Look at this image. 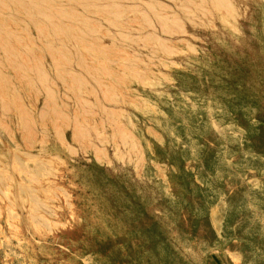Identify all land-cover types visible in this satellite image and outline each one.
I'll return each mask as SVG.
<instances>
[{
  "label": "rangeland",
  "instance_id": "obj_1",
  "mask_svg": "<svg viewBox=\"0 0 264 264\" xmlns=\"http://www.w3.org/2000/svg\"><path fill=\"white\" fill-rule=\"evenodd\" d=\"M0 264H264V0H0Z\"/></svg>",
  "mask_w": 264,
  "mask_h": 264
}]
</instances>
